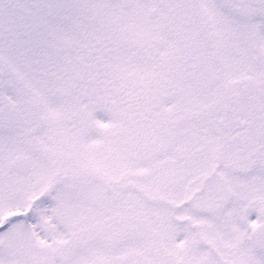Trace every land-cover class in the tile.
I'll return each instance as SVG.
<instances>
[{"label":"snow or ice","instance_id":"1","mask_svg":"<svg viewBox=\"0 0 264 264\" xmlns=\"http://www.w3.org/2000/svg\"><path fill=\"white\" fill-rule=\"evenodd\" d=\"M0 264H264V0H0Z\"/></svg>","mask_w":264,"mask_h":264}]
</instances>
